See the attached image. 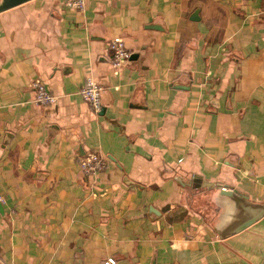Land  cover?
Masks as SVG:
<instances>
[{"label": "crops", "instance_id": "1", "mask_svg": "<svg viewBox=\"0 0 264 264\" xmlns=\"http://www.w3.org/2000/svg\"><path fill=\"white\" fill-rule=\"evenodd\" d=\"M263 205L264 0L0 9V264H264Z\"/></svg>", "mask_w": 264, "mask_h": 264}, {"label": "built area", "instance_id": "2", "mask_svg": "<svg viewBox=\"0 0 264 264\" xmlns=\"http://www.w3.org/2000/svg\"><path fill=\"white\" fill-rule=\"evenodd\" d=\"M64 6L80 10L83 7L84 0H62ZM31 88L33 96L31 101L39 104H49L53 102L54 96L45 88L42 82L32 80ZM102 85L95 82L91 77L86 76L82 84L78 87V94L85 101L91 110L98 111L100 108V94ZM78 169L83 175H92L101 170L105 166L104 156L96 151H87L78 159ZM112 257H106L102 264H113Z\"/></svg>", "mask_w": 264, "mask_h": 264}, {"label": "water", "instance_id": "3", "mask_svg": "<svg viewBox=\"0 0 264 264\" xmlns=\"http://www.w3.org/2000/svg\"><path fill=\"white\" fill-rule=\"evenodd\" d=\"M19 1H22V0H1L0 2V9L9 5V4H12V3H15V2H19ZM225 195H228V197L230 198V201L229 203H233L238 209H241L242 211L243 210H248L249 211V214L248 215H245V219L244 220H249L253 217H256L260 212H261V209L263 208L262 205L261 206H255V207H252V208H247V207H242V206H239L238 203L236 204L234 202V200L229 196V194H225ZM216 195L214 196H211V198H215ZM196 205L200 208H203V206H205V200L204 199H199L196 201ZM264 206V205H263Z\"/></svg>", "mask_w": 264, "mask_h": 264}]
</instances>
